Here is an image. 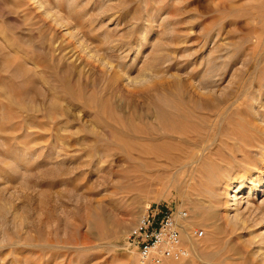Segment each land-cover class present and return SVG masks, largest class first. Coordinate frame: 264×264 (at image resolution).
Segmentation results:
<instances>
[{"label": "rangeland", "instance_id": "rangeland-1", "mask_svg": "<svg viewBox=\"0 0 264 264\" xmlns=\"http://www.w3.org/2000/svg\"><path fill=\"white\" fill-rule=\"evenodd\" d=\"M250 182L264 0H0V264H142L158 204L205 230L164 264H264Z\"/></svg>", "mask_w": 264, "mask_h": 264}, {"label": "built area", "instance_id": "built-area-1", "mask_svg": "<svg viewBox=\"0 0 264 264\" xmlns=\"http://www.w3.org/2000/svg\"><path fill=\"white\" fill-rule=\"evenodd\" d=\"M188 217L189 213L184 209L174 210L160 204L149 205L128 233L127 246L137 251L142 264L183 260L191 254V242L205 236L202 228H185ZM185 231L188 232V240L184 238Z\"/></svg>", "mask_w": 264, "mask_h": 264}, {"label": "bare ground", "instance_id": "bare-ground-1", "mask_svg": "<svg viewBox=\"0 0 264 264\" xmlns=\"http://www.w3.org/2000/svg\"><path fill=\"white\" fill-rule=\"evenodd\" d=\"M166 123H167V121H166ZM179 123H180V121H179ZM263 187H264V182H262V184L250 182V184H249V186L247 188L250 189V190L258 191V190H260V188H263ZM243 189H244V185L241 184V183L235 185L232 188V191L229 193V197H228V201H227L228 207L236 206L237 205L236 200L239 199V195L241 194V192L243 191Z\"/></svg>", "mask_w": 264, "mask_h": 264}]
</instances>
